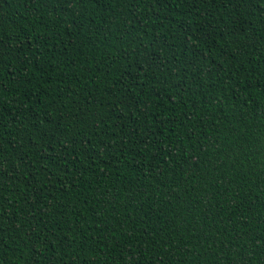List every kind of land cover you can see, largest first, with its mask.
Wrapping results in <instances>:
<instances>
[{
    "label": "trees",
    "instance_id": "1",
    "mask_svg": "<svg viewBox=\"0 0 264 264\" xmlns=\"http://www.w3.org/2000/svg\"><path fill=\"white\" fill-rule=\"evenodd\" d=\"M0 264H264V0H0Z\"/></svg>",
    "mask_w": 264,
    "mask_h": 264
}]
</instances>
